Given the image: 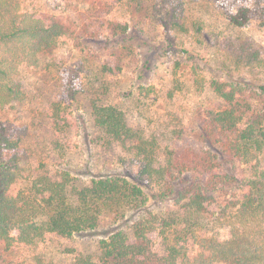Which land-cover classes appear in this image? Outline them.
I'll return each instance as SVG.
<instances>
[{"label": "rangeland", "instance_id": "rangeland-1", "mask_svg": "<svg viewBox=\"0 0 264 264\" xmlns=\"http://www.w3.org/2000/svg\"><path fill=\"white\" fill-rule=\"evenodd\" d=\"M26 10L47 26L57 23L66 42L40 57L35 69L21 66L15 76L22 98L0 108V124L17 142L24 176L69 175L70 183L118 176L139 186L147 197L142 212L105 220L90 233L17 246L2 264H67L75 255L96 260L99 242L122 230L139 215L162 212L167 191L160 196L141 171L138 158L122 147L105 153L94 126L92 104L120 109L129 126L162 136L166 150H215L203 136V112L218 111L224 102L210 87L224 78L242 87L254 108L264 111V0H141L139 5L115 0H23ZM242 11L245 28L229 23ZM112 23L127 24L125 34L109 31ZM183 25L182 29L180 25ZM200 26V27H199ZM62 103L70 114L66 128L51 125V107ZM162 159V154L159 155ZM229 176L248 175L233 159L223 164ZM185 185L189 176L165 182ZM160 188V190H163ZM236 183L217 192L214 205L232 201ZM160 196V197H159ZM152 250L160 253L153 237Z\"/></svg>", "mask_w": 264, "mask_h": 264}, {"label": "trees", "instance_id": "trees-1", "mask_svg": "<svg viewBox=\"0 0 264 264\" xmlns=\"http://www.w3.org/2000/svg\"><path fill=\"white\" fill-rule=\"evenodd\" d=\"M229 23L245 28L251 21L239 11ZM127 28L112 23L109 31L125 34ZM65 42L63 27L34 18L23 0H0V108L22 98L18 69H35L42 55ZM210 87L224 102L222 110L203 112L201 130L210 147H217L213 151L163 149L155 130L129 126L114 105L92 104L102 151L110 154L119 146L138 158L152 189L160 196L169 192L168 203L162 212L139 215L126 231L100 240L96 260L77 254L67 264H264V111L255 110L246 90L224 78L212 80ZM50 117L56 132L71 118L62 103L52 105ZM233 159L247 167L248 175L227 174L223 164ZM23 172L20 148L0 124V264L14 247L48 236L90 233L105 220L142 212L148 202L139 186L118 176L77 186L66 173L53 179ZM186 176L190 181L185 185L171 181L163 188ZM230 182L236 183L233 200L214 205L216 193ZM153 237L160 240V253L152 250ZM38 264L51 263L39 259Z\"/></svg>", "mask_w": 264, "mask_h": 264}]
</instances>
